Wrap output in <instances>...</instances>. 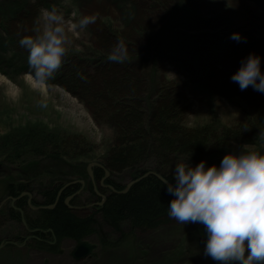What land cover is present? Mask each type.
<instances>
[{"label": "trees", "instance_id": "obj_1", "mask_svg": "<svg viewBox=\"0 0 264 264\" xmlns=\"http://www.w3.org/2000/svg\"><path fill=\"white\" fill-rule=\"evenodd\" d=\"M51 1L53 0H34L32 5L40 8L42 5H49ZM151 2L161 3L164 9V0ZM114 3H118V9L123 6L120 1ZM170 13L172 16L173 12ZM101 21L103 24L105 22L109 24L113 18L107 14L95 22L99 23V30H96L95 34L96 44L102 52L94 61V69L84 68L81 64L65 63L70 70L66 75L61 74L57 80L86 103L98 122L108 118L106 122L114 127L113 144L103 155V164L110 170L112 176L125 171L135 176L145 173L150 168L156 174L141 179L126 192L110 193L107 196L100 212L105 226L121 233V236L101 233L97 228L96 218L91 215H80L68 207L70 204L66 202L68 193L63 192L55 203L57 192L55 187L52 188L65 180L68 174L85 171L86 161L80 158L82 153L80 151L89 155L94 153L93 149L86 147L82 139L72 134L60 135L50 132L43 136L38 133L32 135L31 148L28 151L30 156L22 160L14 155L9 158H5L6 155L3 157V161L12 166L20 163L22 175L18 177L19 180L8 179L7 174H0V202L7 197L9 199L19 197L23 192H29L35 197L32 204L53 206L33 210L28 202V196L25 195L17 200V208L8 206L5 214L0 212V220L9 219L16 224L24 225L19 209L24 211L27 235L28 229L36 230L34 233L36 237L28 243V249L58 254L62 250L63 238L68 237L80 242L96 236L102 248L115 250L121 245L131 243L136 231H155L169 224L177 225L179 223L170 218L167 211L168 204L174 197L167 192V186L162 180L165 178L171 181L176 164L191 158L188 161L199 163L206 160L208 165L213 163L218 165L220 162L216 159L218 156L230 149L231 151L240 149L232 147V144L239 142L240 139L247 138L256 146L264 140V95H260L251 86L242 91L239 85L231 80L232 74L240 66V61L249 53H256L262 57L264 69V45H259L254 38H244L237 42L230 37H222L212 57L205 62L204 72L206 71L205 75L211 80L206 90L231 97L242 96L247 98L250 107L246 124L227 127L224 129L226 134L223 137L217 128L186 129L184 110L178 102L177 85L157 75L156 67H153V73L151 72L149 76L145 74L143 66L147 61L145 52H138L135 44L144 42V34L147 40H154V31H150L152 28L145 33L138 31L141 32L139 36L132 31H122L120 36L106 31ZM5 32L7 34V31ZM159 33L162 34H158L155 48L153 41L150 43L154 66L157 65L158 56L164 55L166 47V51H172L170 53L177 52V56L171 58L180 57L174 44L168 42L164 45V31ZM21 36L22 34L18 35L19 39ZM9 41L13 42L14 38H9ZM109 56H117L118 59L111 60ZM181 60L195 70L201 71L203 65L196 62L198 58L195 56L193 61L187 58ZM20 148L24 149L25 146L23 144L15 146V150ZM198 154L201 158L196 157ZM96 172L104 174L101 168ZM123 188L121 185L118 190L121 191ZM93 195L95 193L89 198ZM186 225L194 229L196 234L198 231H205L199 224ZM52 232L55 238L52 237ZM195 233L194 236L197 238ZM11 237L7 241L12 240ZM5 239L0 233V245ZM6 247H12V244L9 243ZM200 250L204 251V247H200Z\"/></svg>", "mask_w": 264, "mask_h": 264}, {"label": "rangeland", "instance_id": "obj_2", "mask_svg": "<svg viewBox=\"0 0 264 264\" xmlns=\"http://www.w3.org/2000/svg\"><path fill=\"white\" fill-rule=\"evenodd\" d=\"M117 1L123 4L121 9H118V3H114ZM151 1L153 0H54L43 8L56 6L64 12L72 43L63 63L81 64L84 67L89 59L94 62L98 58L102 50L96 44L95 34L99 30V23L95 22L110 14L113 21L109 24L105 22L107 25L102 21L101 23L113 35L132 31L139 36L141 32L138 31L145 33L150 28V31H154V40H147L144 34V42H138L135 46L138 52H145L147 61L143 66L146 75L153 73L156 67L157 75L177 85L180 90L178 102L184 110V126L200 130L246 124L250 113L247 98L208 92L206 89L211 80L205 75L204 65L212 57L220 39L231 37L235 32H239L243 38H254L259 45H264V0H164V9L161 3ZM113 3L115 7L112 6ZM41 9L31 5L20 17L1 21L18 32L7 31L8 37L14 38V41L10 42L11 47L3 53L0 64V174L8 173V179L12 180L22 175L19 169L21 165L18 162L12 166L4 162L3 157L14 155L22 160L30 156V137L36 133L41 136L50 132L76 135L86 147L93 149L95 161L102 162L103 155L112 145L115 136L114 127L106 122L108 118L98 122L86 103L60 84L57 79L61 72L44 83L45 87L32 77L27 62L28 52L19 45L18 35L31 34ZM93 14L96 16L94 23L83 30L71 29L72 24L81 17ZM130 17L132 19H128ZM160 31H164V45L168 42L174 44L180 53L178 58L190 61H193L194 56L198 58L196 62L203 65L201 71L195 70L196 73H192L180 67L184 63L179 61L180 64L171 58L177 56V52L170 53L172 51H166L167 47L164 48V55L158 56L157 65L154 66L150 43L153 41L155 48L158 34H162ZM21 144L25 148L15 150V146ZM244 145L257 147L250 144L247 138L233 143L232 147L241 149ZM262 147L264 145L261 144L259 148ZM91 160L93 159L84 161ZM130 178L132 175L127 171L115 177L123 186L130 182ZM33 197L34 195L31 196V201ZM3 203L2 208L6 209V202ZM193 230L188 225L179 223L169 224L155 231H136L131 243L115 250H105L97 239H89L97 248L90 257L79 261L71 255L76 245L72 240H65L61 253L58 254L28 249L31 239L26 233L25 224H14L5 219L0 220V233L6 238L5 241L12 236V240L8 242L13 244L9 248L5 244L0 249V264H219L200 250L198 240L207 238L205 231L201 230L196 234ZM18 235L21 237L17 238Z\"/></svg>", "mask_w": 264, "mask_h": 264}, {"label": "clouds", "instance_id": "obj_3", "mask_svg": "<svg viewBox=\"0 0 264 264\" xmlns=\"http://www.w3.org/2000/svg\"><path fill=\"white\" fill-rule=\"evenodd\" d=\"M95 19L94 14L83 16L71 29L83 30ZM68 31L64 12L53 6L41 9L31 34L19 39L38 83H46L61 68L72 43ZM230 38L244 39L239 32ZM231 80L242 91L251 86L264 93L262 57L249 53ZM188 160L176 164L171 181H164L174 197L169 217L184 225H202L207 236L204 255L219 264H264V147L244 145L227 152L218 165L201 160L191 166Z\"/></svg>", "mask_w": 264, "mask_h": 264}, {"label": "bare ground", "instance_id": "obj_4", "mask_svg": "<svg viewBox=\"0 0 264 264\" xmlns=\"http://www.w3.org/2000/svg\"><path fill=\"white\" fill-rule=\"evenodd\" d=\"M53 1H51V2H53ZM32 3H33V0H15L14 2H8L7 0H0V64H1V59H2L3 53L11 47L9 37H7V34L5 31H11L12 30L15 33L17 32L14 29H11L9 25H7L6 23H3L1 21L5 20V19H16V18L20 17V15H22L28 11V8H30ZM43 7H45V5H42L39 9H41ZM18 42H19V39H18ZM4 59H5V57H4ZM172 59L174 61H177V62H179V61L183 62L184 64H181L179 62L181 64L180 67L185 68L192 73H196L197 70L195 71L194 68H190L185 63L184 60H181V59L177 60L174 58H172ZM24 66H26V65H24ZM93 67H94V62H93V60H90V59L88 60V63L84 66V68H89L90 70L94 69ZM26 69H27V66H26ZM68 70H70V69L68 67H66L65 63H63L61 68L55 73V75H58L60 72L62 73V75H66V73H68ZM1 77L2 76H0V81H2ZM30 78L32 79V77H30ZM41 85H42V87H45L44 84H41ZM208 92H210V91H208ZM75 96L77 98H79V100H82L78 95H75ZM185 128L188 130H191V129L194 130V128H187L186 126H185ZM216 128L218 129L219 133L224 137L226 134L225 133L226 131L224 129H226L227 126L216 127ZM249 142H250V144H254V142H251V141H249ZM112 144H113V142H112ZM261 144L264 145V140L260 141L257 148L261 147ZM80 152H82L81 156H80L81 159H85V160L93 159V160L86 162L85 171H81L78 173L76 172V173L71 174V175L68 174L65 180L60 181L59 184H55L52 187L53 189L55 187V190L57 192V198H56L55 203L58 201L59 197L61 196V194L63 192L68 193V196L66 197V202L70 203V204H68V207L73 212H76L80 215H87V216L91 215L93 218H96L98 220L97 221V223H98L97 228H98L99 232H101V233L103 232L105 234L109 233V235H114V236L120 237L121 233L114 232L113 229H111L108 226H105L106 224L104 222L103 215L100 212V210L104 206V203H105L107 196L110 193L126 192L134 184L139 182L141 179H143L149 175H155L156 172L150 168L145 173L132 176V178H130V182H129L131 184V186L128 188V186H127L129 184L128 183L127 185L123 186L124 188L121 191H119L118 187L121 188V185L116 180H112L108 177L109 175L112 177V174H107V172H108L107 168L104 166V164L101 160L95 161V159H96L95 153H89L88 152L89 155H87V152H86V154L83 151H80ZM80 152H78V153H80ZM227 152H229V151H227ZM227 152L218 156L216 159H219L221 161V159L223 158V156ZM84 157H86V158H84ZM196 157L201 158V155L198 154ZM203 158H205V155H203ZM187 159L190 160L191 158H187ZM206 159H207V156H206ZM181 161L183 162L185 160H181ZM188 163L191 166H195L197 164L195 161H188ZM12 168L15 169L14 167H12ZM98 168L103 169L104 174L96 172V170ZM5 170H6V168H5ZM5 174L8 175V173H5ZM172 174H174V171L172 172ZM165 180H167V179H165ZM84 185H85V187L83 189ZM102 185L107 186V187L104 188ZM86 188H87V193H85ZM94 193H95V195H93V197L89 198V196L94 194ZM24 196L25 195L23 192L19 197H13L10 199H9V197L5 198L4 200H2L0 202V203H2V204H0V211L4 214L7 212V210L5 208H2V206L4 204L3 202H6L5 203L6 208L8 206H12L14 208H17L16 207L17 200H19L20 198H22ZM19 210L21 211L22 209H19ZM7 220H9V219H7ZM13 223L16 224L15 222H13ZM35 231L36 230H34V229L30 230L29 239H31V242H32V238L36 237V235L34 234ZM52 237L55 238L53 232H52ZM24 238H26V237H24ZM67 239L72 240L73 242L76 243V245L81 244L82 242H85V241L90 242L89 239H97L98 240V238L96 236H94L92 238H86V239H83L82 241L78 242L74 239L66 237V238H63L61 240V248H62L63 242ZM45 241L50 242L49 240H45ZM76 245H75V247H76Z\"/></svg>", "mask_w": 264, "mask_h": 264}, {"label": "water", "instance_id": "obj_5", "mask_svg": "<svg viewBox=\"0 0 264 264\" xmlns=\"http://www.w3.org/2000/svg\"><path fill=\"white\" fill-rule=\"evenodd\" d=\"M107 174H109V171L107 172ZM162 180L165 181L164 178H162ZM127 186L129 188L131 184L129 183ZM39 208H53V206H41ZM1 246H3V244H1ZM96 247L97 245L89 241H85V242H82L81 244H77L74 250L72 251L71 255L76 260H83L89 257L93 253V251L96 249Z\"/></svg>", "mask_w": 264, "mask_h": 264}, {"label": "flooded vegetation", "instance_id": "obj_6", "mask_svg": "<svg viewBox=\"0 0 264 264\" xmlns=\"http://www.w3.org/2000/svg\"><path fill=\"white\" fill-rule=\"evenodd\" d=\"M108 177H109L110 179H112V180H115L113 176L111 177V176L109 175ZM102 186H103L104 188L107 187V186H104V185H102ZM84 187H85V185L83 186V189H84ZM85 193H87V188L85 189ZM33 198H34V197H33ZM29 200H30V197L28 196V201H29ZM28 237H29V236H28ZM200 240H201V239H200ZM200 243H201V244H200V247H204V246H203V243H206V240H202Z\"/></svg>", "mask_w": 264, "mask_h": 264}]
</instances>
